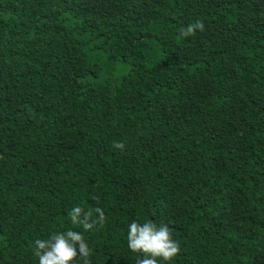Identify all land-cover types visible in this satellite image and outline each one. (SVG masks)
Wrapping results in <instances>:
<instances>
[{
  "label": "trees",
  "instance_id": "16d2710c",
  "mask_svg": "<svg viewBox=\"0 0 264 264\" xmlns=\"http://www.w3.org/2000/svg\"><path fill=\"white\" fill-rule=\"evenodd\" d=\"M76 205L91 264L149 219L171 264H264V0H0V264Z\"/></svg>",
  "mask_w": 264,
  "mask_h": 264
},
{
  "label": "clouds",
  "instance_id": "9594fccd",
  "mask_svg": "<svg viewBox=\"0 0 264 264\" xmlns=\"http://www.w3.org/2000/svg\"><path fill=\"white\" fill-rule=\"evenodd\" d=\"M203 29V22L196 20L182 27L180 35L188 37ZM114 147L123 149L124 145L117 142ZM94 213L86 211L80 205L73 206L67 212V222L82 231L70 227L52 232L47 238L35 239L33 251L38 264H78V261L79 264H91V248L84 233L93 230L97 225L102 226L106 220L102 208L96 207ZM126 244L130 252L141 254L137 264H171L180 251L177 241L171 236L169 226L157 225L150 219L143 223L133 220L127 224Z\"/></svg>",
  "mask_w": 264,
  "mask_h": 264
}]
</instances>
